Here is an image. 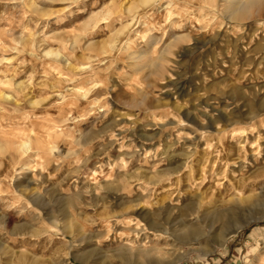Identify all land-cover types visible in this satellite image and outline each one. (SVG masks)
<instances>
[{"label":"rangeland","instance_id":"obj_1","mask_svg":"<svg viewBox=\"0 0 264 264\" xmlns=\"http://www.w3.org/2000/svg\"><path fill=\"white\" fill-rule=\"evenodd\" d=\"M0 264H264V0H0Z\"/></svg>","mask_w":264,"mask_h":264},{"label":"bare ground","instance_id":"obj_2","mask_svg":"<svg viewBox=\"0 0 264 264\" xmlns=\"http://www.w3.org/2000/svg\"><path fill=\"white\" fill-rule=\"evenodd\" d=\"M252 1V0H251ZM233 3V2H232ZM231 3V4H232ZM233 6V5H232ZM231 6V7H232ZM248 6V5H247ZM252 8H253V6H252ZM251 12V7H250V9L248 8H244V10H238V11H233L232 12V16L233 17H236L237 19H243V18H245L247 15H249V13ZM224 146V145H223ZM224 150V149H223ZM229 152L230 151H232V149H229L228 150ZM221 152V151H220ZM224 152V151H223ZM231 154V153H230ZM221 155V154H220ZM218 156V155H217ZM232 157H234V155H229V156H226V159H227V162L228 163H226V167H227V169L228 170H232V168H230V165H229V162L230 161H233V159H232ZM188 162L187 163H185L184 165H180V166H177L174 170V172H180L179 170L180 169H183L184 170V167L183 166H185V167H187L188 165ZM193 164H194V162L192 163V167H193ZM174 166V165H173ZM215 167V166H214ZM217 169V168H216ZM182 171V170H181ZM216 170L213 168V172H215ZM199 173H197L195 170H193V172H192V175L190 176L191 178H190V180L188 181L189 183H190V187H195V188H201L202 187V185H203V182L206 180L205 178H206V176H205V174H199ZM160 176V175H159ZM145 178V177H144ZM146 178H147V176H146ZM149 178H151V177H149ZM165 178V179H164ZM149 180V179H148ZM172 180H174L173 179V177H163V175H161V177H159V178H156V179H152L151 181H149V182H144V184L142 183L141 184V182L138 184V189L137 190H139L138 192H140V193H142V192H144V191H147L148 189H149V187L150 186H153V187H156L155 185H158V184H160V187L162 188V187H164V185L165 184H167V183H169V182H172ZM143 181V180H142ZM180 181H181V184H180V188H179V193H180V195H183V193H182V189H181V186H182V183L184 182V179H183V176H181V179H180ZM183 187V186H182ZM195 188H194V190H195ZM156 190V189H155ZM187 190V189H186ZM127 192H128V197L130 198V200H132L134 197H136V196H140V197H143V196H141L140 194L139 195H135V196H132L131 194H132V191H136L132 186H128L127 187V190H126ZM144 194V193H143ZM146 194V193H145ZM131 195V196H130ZM179 195V197H181ZM148 197V196H147ZM150 197H152V196H150ZM173 199V198H172ZM158 201V200H157ZM164 201H165V199H164ZM172 201V200H171ZM177 202V201H176ZM148 203H150V200H148V202H147V204ZM149 211L150 210H145V209H139V211H138V215L140 216V217H144V216H146V215H148V213H149ZM151 213V212H150ZM130 214H131V212H129L128 210H127V212L126 213H124V216L122 217L123 218V221L124 220H130V222H132L134 219H132L131 218V216H130ZM117 217V219L119 218V216H116V215H113V217ZM111 222V221H110ZM126 222V221H125ZM109 224V223H108ZM128 226L129 225H131L130 223L129 224H127ZM108 227H110V225H108ZM78 260H80V259H78Z\"/></svg>","mask_w":264,"mask_h":264}]
</instances>
